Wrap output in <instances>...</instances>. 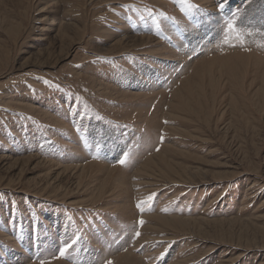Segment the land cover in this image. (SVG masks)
I'll list each match as a JSON object with an SVG mask.
<instances>
[{"label": "rangeland", "instance_id": "374dc122", "mask_svg": "<svg viewBox=\"0 0 264 264\" xmlns=\"http://www.w3.org/2000/svg\"><path fill=\"white\" fill-rule=\"evenodd\" d=\"M191 3L0 0V264H264V0Z\"/></svg>", "mask_w": 264, "mask_h": 264}, {"label": "snow or ice", "instance_id": "6c2138e0", "mask_svg": "<svg viewBox=\"0 0 264 264\" xmlns=\"http://www.w3.org/2000/svg\"><path fill=\"white\" fill-rule=\"evenodd\" d=\"M182 3L186 4L189 8L192 9H197L198 6L194 5L191 3V0H182ZM218 7L222 10L224 7V4L221 2ZM239 10L237 12L232 13V18L225 21L227 27L223 29V40L222 43L225 45H230L235 47L236 45L232 43L233 40H237L240 42V46L244 47V40L243 37L245 33L247 35H252V31L249 30L246 27L242 26V23H239ZM219 46V45H218ZM259 47L264 48V43H261L258 45ZM245 50H248L245 48ZM163 137H161V140ZM128 157L125 156L123 159L120 160V164L124 165L127 162ZM153 197L150 195L147 197L146 201H140L137 203L136 207L140 210L141 213L144 212L145 210V204L148 203L149 201H152ZM139 223L142 225L144 223L143 220H140ZM140 233L136 232V236L139 237ZM75 243V241H72V243H67L65 244L62 248L59 249V255L57 258H64L66 256V253L68 250L72 247V245ZM41 264H47V261H42ZM107 264H112L111 261H108Z\"/></svg>", "mask_w": 264, "mask_h": 264}, {"label": "bare ground", "instance_id": "6f19581e", "mask_svg": "<svg viewBox=\"0 0 264 264\" xmlns=\"http://www.w3.org/2000/svg\"><path fill=\"white\" fill-rule=\"evenodd\" d=\"M252 5H253V4H252ZM191 36H192V35H191ZM191 39L193 40V39H194V37H193V38L191 37ZM135 80H136V79H135ZM169 220H171V219H169Z\"/></svg>", "mask_w": 264, "mask_h": 264}]
</instances>
